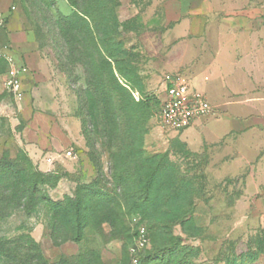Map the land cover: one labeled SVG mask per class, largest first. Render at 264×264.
Segmentation results:
<instances>
[{
  "label": "rangeland",
  "instance_id": "obj_1",
  "mask_svg": "<svg viewBox=\"0 0 264 264\" xmlns=\"http://www.w3.org/2000/svg\"><path fill=\"white\" fill-rule=\"evenodd\" d=\"M241 1L264 27V0ZM192 11L0 0V264H264V49L253 86L223 94L232 110L204 94L212 113L190 127L160 118L164 76L191 79L207 58L206 40L175 31ZM5 54L27 69L21 99L5 88ZM66 151L75 159L42 162Z\"/></svg>",
  "mask_w": 264,
  "mask_h": 264
},
{
  "label": "crops",
  "instance_id": "obj_2",
  "mask_svg": "<svg viewBox=\"0 0 264 264\" xmlns=\"http://www.w3.org/2000/svg\"><path fill=\"white\" fill-rule=\"evenodd\" d=\"M185 2L193 11L178 23L176 34L180 38L190 36L192 39L206 40L202 50L206 51L207 58L198 69L190 72V83L197 91L207 94L216 106L230 111L232 107L223 94H243L253 86L249 67L252 55L259 56V61L255 62L259 63L255 72L261 76L263 71L264 27L259 30L252 28L253 21L259 19L263 11L241 0ZM204 8H207L205 15ZM204 23L212 26L202 36L199 24Z\"/></svg>",
  "mask_w": 264,
  "mask_h": 264
},
{
  "label": "built area",
  "instance_id": "obj_3",
  "mask_svg": "<svg viewBox=\"0 0 264 264\" xmlns=\"http://www.w3.org/2000/svg\"><path fill=\"white\" fill-rule=\"evenodd\" d=\"M7 19V16L0 12V34L7 33ZM2 58L10 66L3 78L5 88L16 99H21L23 97L21 81L27 69L23 64L16 66L13 57L9 54L3 55ZM211 113L212 106L205 95L194 89L184 74L174 72L164 76L163 98L160 100V118L165 126L176 131L184 130ZM73 159L75 157L72 152L66 151L61 155L47 153L42 162L49 170H52L56 162L60 164L63 160ZM135 241L140 248L147 244V233L143 227L137 229ZM130 264H140L139 259L134 255Z\"/></svg>",
  "mask_w": 264,
  "mask_h": 264
},
{
  "label": "trees",
  "instance_id": "obj_4",
  "mask_svg": "<svg viewBox=\"0 0 264 264\" xmlns=\"http://www.w3.org/2000/svg\"><path fill=\"white\" fill-rule=\"evenodd\" d=\"M2 34H4V33H2ZM2 34H0V35H2ZM158 104H159V107H160V100L158 101ZM0 247H1V248H0V253H1V252H3L2 245H0ZM140 264H141V263H140Z\"/></svg>",
  "mask_w": 264,
  "mask_h": 264
}]
</instances>
